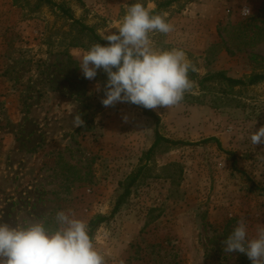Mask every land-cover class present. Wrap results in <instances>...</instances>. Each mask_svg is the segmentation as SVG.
<instances>
[{"label": "rangeland", "instance_id": "1", "mask_svg": "<svg viewBox=\"0 0 264 264\" xmlns=\"http://www.w3.org/2000/svg\"><path fill=\"white\" fill-rule=\"evenodd\" d=\"M54 1L100 36L143 3L173 26L149 33L152 46L183 49L199 76L264 72V0ZM93 44L55 7L0 0V223L55 229L65 211L88 224L111 213L126 178L142 168L94 231L105 264H252L225 253L223 241L241 219L250 238L264 226V194L232 167L234 158L264 186V144L250 141L264 126V81L195 82L180 104L151 109L156 125L138 105H102L107 74L88 80L79 67ZM77 113L84 124L74 128ZM156 131L192 144L160 143L147 155Z\"/></svg>", "mask_w": 264, "mask_h": 264}, {"label": "clouds", "instance_id": "2", "mask_svg": "<svg viewBox=\"0 0 264 264\" xmlns=\"http://www.w3.org/2000/svg\"><path fill=\"white\" fill-rule=\"evenodd\" d=\"M153 11L140 2L130 5L117 29L101 36L108 43H94L79 57L86 79H95L98 70L107 74L101 98L106 108L131 103L152 110L169 109L180 104L195 86L188 73L198 69L183 49L157 50L152 46L149 33L173 30L166 17ZM244 11L250 14L248 8ZM100 90L98 83L96 91ZM72 123L75 128L84 121L77 113ZM250 141L255 146L264 144V126L252 131ZM55 221V229L40 222L24 226L0 223V264H105L85 221L65 211H58ZM223 244L225 253H243L252 264H264V226H258L250 238L241 219Z\"/></svg>", "mask_w": 264, "mask_h": 264}, {"label": "trees", "instance_id": "3", "mask_svg": "<svg viewBox=\"0 0 264 264\" xmlns=\"http://www.w3.org/2000/svg\"><path fill=\"white\" fill-rule=\"evenodd\" d=\"M39 2L48 4L52 7H55L61 14L65 15L68 19L72 20V23L77 27V29L80 32H83L87 34L93 43H100L102 45H106L108 42L104 39L101 38V36L95 31V29L92 26L84 24L82 21L79 19L75 18L73 14L71 13L69 8H66L62 4L56 3L54 0H38ZM171 0H168L167 2L161 4V5H166L170 2ZM189 79L192 81H195L198 85L199 88L204 89L207 87V84L209 82H214L218 81L221 84H225L227 88H233L235 86H246V85H254L257 84L261 81H264V72L261 73H252L250 74L246 79L242 78H235V77H230L226 75L222 71H217L213 73H208L205 74L204 76H199L196 72L189 71L188 73ZM141 110L143 111L144 114L150 116L153 118L155 124L157 125L159 122V116L154 113L151 109H146L142 106H139ZM217 141L215 137H209L205 138L203 141ZM160 143H169V144H192V142H183V141H175L171 140L169 138H166L162 136L160 133L157 131L155 132V138L150 146V148L147 151V155H150L152 151L160 144ZM232 167L233 170H235L238 173H241L242 175L245 176L247 181L256 189L261 191L264 194V186L258 185L253 179H251L243 170L238 168L235 164L234 158H232ZM142 168H138L136 172H133L131 175H129L125 182L123 183V192L119 195L117 198V201L115 205L113 206V209L109 215H103V214H98L95 215L93 218H91L87 224L88 227V233L91 238H93V234L95 229L104 221L109 220L118 210L119 206L123 202V200L126 198V196L129 194L130 189L132 185L136 182V180L139 178L141 174ZM244 264V262H243Z\"/></svg>", "mask_w": 264, "mask_h": 264}]
</instances>
